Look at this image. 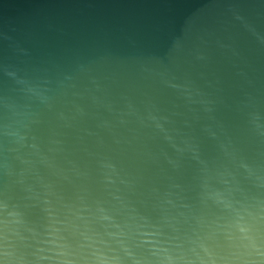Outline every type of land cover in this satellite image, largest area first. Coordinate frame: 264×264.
Masks as SVG:
<instances>
[{
    "label": "clouds",
    "instance_id": "9594fccd",
    "mask_svg": "<svg viewBox=\"0 0 264 264\" xmlns=\"http://www.w3.org/2000/svg\"><path fill=\"white\" fill-rule=\"evenodd\" d=\"M210 35L73 75L6 73L23 96L0 97V179L26 195L0 190V264H264V72L197 86L226 47ZM169 91L205 122L227 109L219 153L165 127Z\"/></svg>",
    "mask_w": 264,
    "mask_h": 264
},
{
    "label": "water",
    "instance_id": "95a60500",
    "mask_svg": "<svg viewBox=\"0 0 264 264\" xmlns=\"http://www.w3.org/2000/svg\"><path fill=\"white\" fill-rule=\"evenodd\" d=\"M197 28L211 34L206 39L218 37L226 45L216 49L213 65L203 70L204 80L196 79L197 86L203 88L205 80L216 86L217 79L224 86L229 79L242 80L238 73L264 72V0H0V97L23 96L6 73L32 82L52 78L56 71L73 75L78 65L87 69L101 58L125 61L160 46L171 48ZM21 102L42 108L38 101ZM157 106L173 121L165 127L194 136L205 158L234 137L226 108L218 110L214 122H205L197 119L199 105L176 101L171 91ZM102 115L111 119L107 112ZM206 123L218 139L205 131ZM0 190L24 203L26 193L11 178L0 179Z\"/></svg>",
    "mask_w": 264,
    "mask_h": 264
}]
</instances>
